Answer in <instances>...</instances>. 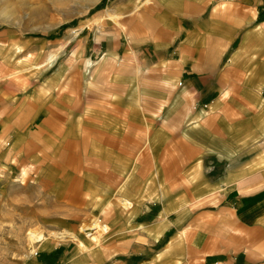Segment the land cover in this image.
<instances>
[{"label": "crops", "instance_id": "obj_1", "mask_svg": "<svg viewBox=\"0 0 264 264\" xmlns=\"http://www.w3.org/2000/svg\"><path fill=\"white\" fill-rule=\"evenodd\" d=\"M213 4L215 8H211ZM220 4L222 7H217ZM112 10L117 17L127 18V24L133 26L129 31L148 33L134 34L129 47L153 43L159 61L181 67L177 73L159 77L164 84L170 80L181 82L183 87L169 88L173 93L165 91L164 99L159 95L156 136L159 145L166 144L165 103L166 96L173 94L176 119L172 127L180 129L174 131L173 142L182 145V129L188 127L183 133L190 146L188 155L175 156L194 162L186 170L189 173L181 177L179 191L166 190L160 171L157 186L135 184V173H127L128 168L125 173L131 177L125 178L121 187L103 188L101 184L94 190L120 191L134 201L133 205L127 198L119 200L124 209L133 205L126 212L115 200H107L105 212L115 205L109 221V246L88 253L71 244H51L49 249H40L31 264H264V0H116ZM236 43L228 62L233 67L245 65L248 71L232 72L227 67L217 77L243 80L242 96L232 107L230 83L206 81L215 78L207 66L223 61ZM204 66L206 70L199 71ZM137 76L118 77L115 93H111L117 97L116 127L124 128L122 134L129 139L138 136L140 129L147 133L150 122L143 114V99L134 98L146 93L134 89L131 82ZM141 76L137 81L145 80ZM153 79L158 80L156 76ZM185 117L189 119L187 126L181 124ZM101 124L109 128L107 121ZM30 143L37 144L31 157L47 166L45 174L41 173V184L61 186V197L69 202L79 195L85 197V180L82 182L80 175L84 173L94 182L96 172L113 153L117 159L132 158L120 153L117 142L44 138ZM122 170L116 167L111 175H122ZM110 226L96 218L82 230L95 240L90 231L102 228L107 232ZM67 236L78 240L73 233L59 234L58 238Z\"/></svg>", "mask_w": 264, "mask_h": 264}, {"label": "rangeland", "instance_id": "obj_2", "mask_svg": "<svg viewBox=\"0 0 264 264\" xmlns=\"http://www.w3.org/2000/svg\"><path fill=\"white\" fill-rule=\"evenodd\" d=\"M115 1L0 0V264H31L35 254L51 248V244H71L88 253L109 246L112 234L109 221L115 214V205L118 203L120 209L130 212L134 201L120 195V191L99 192L95 188H101V184L103 188L117 184L121 187L125 178L131 177L127 173H135L132 175L135 184L148 182L150 187L157 186L160 171L166 190L179 191L181 177L189 173L186 170L194 162L175 156L188 155L190 146L185 143L188 140L183 133L188 127L182 129V145L173 142L174 131L180 130L172 127L176 119L173 94L166 96L165 113V109L160 112L167 122L166 144L159 145L156 136L159 95L164 99L165 91L173 93L169 88L183 87L181 82L170 80L164 84L159 77L164 76L162 73H177L181 67L159 61L153 43L129 47L134 34L148 33L129 31L133 26L127 24V18L113 14ZM237 44L228 50L223 61L207 66L215 78L206 82L232 86L228 95L232 107L242 96L243 80L225 81L217 77L227 67L232 72L248 71L245 65L233 67L228 62ZM203 70L205 66L199 69ZM131 73L138 74L131 82L134 89L146 92L134 98L143 99L146 106L143 114L150 121L148 132L140 129L133 139L122 134L124 128L116 127L117 97L111 94L115 93L117 78ZM141 75L145 80L137 81ZM155 76L158 80L153 79ZM65 106L68 110L64 112L68 113L63 118L61 108ZM39 107L43 109L39 111ZM102 121H107L109 128H102ZM181 124L187 126L189 119L185 117ZM44 138H85L115 145L117 142L120 153L132 158L117 159V153H113L96 172L94 182L84 173L80 175L81 181L85 180V197L79 195V199L69 202L67 197H61V186L41 184V173L45 174L47 166L31 157L37 144L30 141ZM116 167H123L124 174L111 175ZM122 198L129 199L132 207L124 209L119 202ZM111 199L115 205L105 212L107 200ZM96 218L110 229L90 231L96 236L94 240L82 228ZM67 233L77 234L78 240L73 241L70 236L58 238L59 234Z\"/></svg>", "mask_w": 264, "mask_h": 264}]
</instances>
